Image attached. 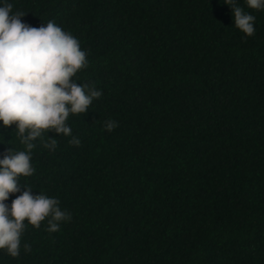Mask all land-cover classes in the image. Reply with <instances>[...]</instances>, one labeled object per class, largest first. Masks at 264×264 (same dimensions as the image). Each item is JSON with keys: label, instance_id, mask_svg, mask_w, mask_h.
<instances>
[{"label": "trees", "instance_id": "obj_1", "mask_svg": "<svg viewBox=\"0 0 264 264\" xmlns=\"http://www.w3.org/2000/svg\"><path fill=\"white\" fill-rule=\"evenodd\" d=\"M10 2L78 38L77 83L101 95L69 113V136L43 131L55 148L37 138L19 177L68 219L26 223L0 264H264V9L236 0L249 36L224 0ZM0 140V157L24 147L15 123Z\"/></svg>", "mask_w": 264, "mask_h": 264}, {"label": "clouds", "instance_id": "obj_2", "mask_svg": "<svg viewBox=\"0 0 264 264\" xmlns=\"http://www.w3.org/2000/svg\"><path fill=\"white\" fill-rule=\"evenodd\" d=\"M231 6L234 26L246 35L255 31V17L242 11L236 0H224ZM253 9H264V0H245ZM10 0H0V122L4 126L15 123V130L23 149L6 150L0 157V249L12 257L19 255L20 238L25 224L39 227L47 218V230L59 228L69 213L59 206V200L43 192L33 193L32 187L21 185L19 177L34 172L31 150L34 141L41 138L44 147L52 150L57 141L44 130H54L69 136L71 127L66 123L69 113H84L100 90L77 83L75 74L88 64L86 51L71 32L63 30L52 20L40 26L22 21L26 12L12 11ZM116 122L106 121L111 131ZM3 142V140H0ZM78 145L75 136L69 141ZM15 196L10 204V193ZM25 251L30 245H24Z\"/></svg>", "mask_w": 264, "mask_h": 264}]
</instances>
